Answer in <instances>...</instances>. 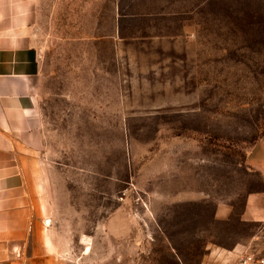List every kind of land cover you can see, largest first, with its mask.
Masks as SVG:
<instances>
[{"label": "rangeland", "instance_id": "rangeland-1", "mask_svg": "<svg viewBox=\"0 0 264 264\" xmlns=\"http://www.w3.org/2000/svg\"><path fill=\"white\" fill-rule=\"evenodd\" d=\"M99 2L86 0L84 23L43 9L40 42L85 47L87 62L113 43L124 50L113 70L158 87L132 88L125 118L113 102L101 143L113 149V184L54 200L45 222L64 228L57 239L74 259L63 264H231L237 243L264 255V220L240 218L246 193L264 190V0H190L185 22L167 25L92 23ZM179 190L199 196L174 200ZM217 202L229 216H215Z\"/></svg>", "mask_w": 264, "mask_h": 264}, {"label": "crops", "instance_id": "crops-1", "mask_svg": "<svg viewBox=\"0 0 264 264\" xmlns=\"http://www.w3.org/2000/svg\"><path fill=\"white\" fill-rule=\"evenodd\" d=\"M99 1L92 5L98 8L90 19L95 24H181L191 12L190 0ZM55 6L79 11L75 23L86 21V0H0V264L74 259L66 254L68 240L57 239L64 228L45 222L58 213L54 200H68L86 189L102 192L103 177L113 184V164L105 160L113 149L101 146L102 129L112 135L113 102L123 112L118 117L125 118L132 88L158 87L129 76L121 65L113 70V56L124 52L114 53L113 43L89 49L88 62L85 47L44 46L39 27L43 9ZM114 36L104 35L110 40ZM258 168L264 173V164ZM181 193L174 200L199 196L197 191ZM231 210V205L217 202L215 216H229ZM240 216L264 220V190L246 193ZM243 248L237 243L229 254L235 259Z\"/></svg>", "mask_w": 264, "mask_h": 264}, {"label": "built area", "instance_id": "built-area-1", "mask_svg": "<svg viewBox=\"0 0 264 264\" xmlns=\"http://www.w3.org/2000/svg\"><path fill=\"white\" fill-rule=\"evenodd\" d=\"M231 264H264V255L250 250H241Z\"/></svg>", "mask_w": 264, "mask_h": 264}]
</instances>
